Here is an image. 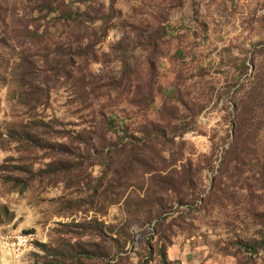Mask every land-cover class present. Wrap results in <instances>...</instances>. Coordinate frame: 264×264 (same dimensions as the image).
I'll use <instances>...</instances> for the list:
<instances>
[{
	"label": "rangeland",
	"instance_id": "374dc122",
	"mask_svg": "<svg viewBox=\"0 0 264 264\" xmlns=\"http://www.w3.org/2000/svg\"><path fill=\"white\" fill-rule=\"evenodd\" d=\"M162 251L264 264V0H0V264Z\"/></svg>",
	"mask_w": 264,
	"mask_h": 264
},
{
	"label": "built area",
	"instance_id": "2783aa9c",
	"mask_svg": "<svg viewBox=\"0 0 264 264\" xmlns=\"http://www.w3.org/2000/svg\"><path fill=\"white\" fill-rule=\"evenodd\" d=\"M5 248L12 253L18 252L22 245H28L31 239H22L19 235L14 237H3Z\"/></svg>",
	"mask_w": 264,
	"mask_h": 264
},
{
	"label": "trees",
	"instance_id": "16d2710c",
	"mask_svg": "<svg viewBox=\"0 0 264 264\" xmlns=\"http://www.w3.org/2000/svg\"><path fill=\"white\" fill-rule=\"evenodd\" d=\"M247 108H246V106L243 108V111L241 112V120H242V117L243 116H245V118H243V122H245L247 119H246V116H247ZM41 246V248L43 249V250H47V248L44 246V245H40ZM247 246V248H255V246H253V245H251V244H248V245H246ZM53 250V249H52ZM83 250V249H82ZM55 250H53V252H54ZM48 252V251H47ZM83 252H84V254H87L88 255V253H87V251H84L83 250ZM161 263L162 264H170V261H168V258H167V256L163 253V251L161 252Z\"/></svg>",
	"mask_w": 264,
	"mask_h": 264
},
{
	"label": "bare ground",
	"instance_id": "6f19581e",
	"mask_svg": "<svg viewBox=\"0 0 264 264\" xmlns=\"http://www.w3.org/2000/svg\"><path fill=\"white\" fill-rule=\"evenodd\" d=\"M22 239H31L29 242H28V245H22L21 248L18 250V252L16 253H19L20 251H22L23 249H25L26 247L30 246V244L32 243V241L34 240V235L33 234H20L19 235ZM13 237V236H12Z\"/></svg>",
	"mask_w": 264,
	"mask_h": 264
}]
</instances>
